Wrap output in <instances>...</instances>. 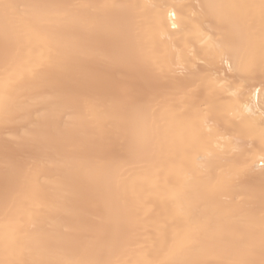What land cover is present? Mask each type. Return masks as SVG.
<instances>
[{
  "label": "bare ground",
  "instance_id": "6f19581e",
  "mask_svg": "<svg viewBox=\"0 0 264 264\" xmlns=\"http://www.w3.org/2000/svg\"><path fill=\"white\" fill-rule=\"evenodd\" d=\"M259 2L0 0V262L259 264L261 24L208 7Z\"/></svg>",
  "mask_w": 264,
  "mask_h": 264
},
{
  "label": "snow or ice",
  "instance_id": "6c2138e0",
  "mask_svg": "<svg viewBox=\"0 0 264 264\" xmlns=\"http://www.w3.org/2000/svg\"><path fill=\"white\" fill-rule=\"evenodd\" d=\"M2 6L6 13L9 9L13 8V5L3 4ZM210 9H228L233 12H238L246 9H257L259 14V21L261 24V48L264 51V0H260L259 4H209ZM213 19L216 20L215 28L220 33L215 40H211L209 44L210 55L215 61L220 64H226L229 72H235L241 74H251L255 70V65L248 56V51L242 44H238L234 38V32L225 27L227 14L223 12H214ZM246 23L249 30L253 28L255 23V17L246 16ZM175 27V25H173ZM212 64L209 63L208 68L203 69L205 74H208L212 68ZM261 71L264 72V57H262ZM7 116V112L5 113ZM264 159V156L261 157ZM246 177L243 171L238 172L229 179L237 183L244 180ZM4 264V262H0ZM10 264H22V262H10ZM78 264H99V262L81 261ZM238 264H257L254 260H244L238 262ZM259 264H264V250H262V258Z\"/></svg>",
  "mask_w": 264,
  "mask_h": 264
}]
</instances>
